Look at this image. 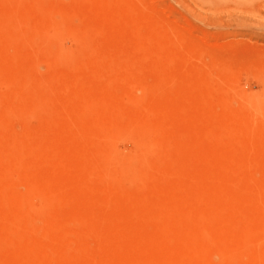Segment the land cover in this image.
Returning <instances> with one entry per match:
<instances>
[{"label": "rangeland", "instance_id": "obj_1", "mask_svg": "<svg viewBox=\"0 0 264 264\" xmlns=\"http://www.w3.org/2000/svg\"><path fill=\"white\" fill-rule=\"evenodd\" d=\"M0 264H264V0H0Z\"/></svg>", "mask_w": 264, "mask_h": 264}]
</instances>
